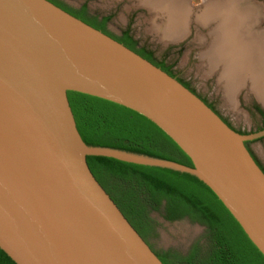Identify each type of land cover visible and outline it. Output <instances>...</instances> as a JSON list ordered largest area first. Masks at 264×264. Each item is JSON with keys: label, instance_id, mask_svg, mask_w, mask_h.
Masks as SVG:
<instances>
[{"label": "water", "instance_id": "water-1", "mask_svg": "<svg viewBox=\"0 0 264 264\" xmlns=\"http://www.w3.org/2000/svg\"><path fill=\"white\" fill-rule=\"evenodd\" d=\"M128 108L192 167L82 140L67 92ZM175 77L48 0H0V249L15 264H162L92 175L88 156L188 173L264 257V164Z\"/></svg>", "mask_w": 264, "mask_h": 264}, {"label": "trees", "instance_id": "trees-1", "mask_svg": "<svg viewBox=\"0 0 264 264\" xmlns=\"http://www.w3.org/2000/svg\"><path fill=\"white\" fill-rule=\"evenodd\" d=\"M48 1L174 77L169 66L156 61L152 52L138 47L128 30L119 35L110 33L109 16L100 18L89 13L86 4L75 8L62 0ZM67 98L86 145L124 150L192 167L189 157L174 141L142 115L79 92L69 91ZM86 161L94 178L146 243L155 235L152 212L168 222L187 219L204 228L202 240L194 242L186 253L151 248L162 264H264V257L239 224L194 175L101 156H88ZM0 264L15 263L0 249Z\"/></svg>", "mask_w": 264, "mask_h": 264}, {"label": "rangeland", "instance_id": "rangeland-1", "mask_svg": "<svg viewBox=\"0 0 264 264\" xmlns=\"http://www.w3.org/2000/svg\"><path fill=\"white\" fill-rule=\"evenodd\" d=\"M62 1L75 8L86 4L89 13L109 16L107 28L114 35L128 30L141 47L151 51L157 60H165L172 71L187 81L196 95L204 98L207 105H212L223 121L237 132L250 134L264 129V97L261 100L252 90L254 77L250 70H243L234 80L230 70L224 73V60L216 61L209 53L212 39L217 37L216 22L212 15L204 21L199 16L207 9H214L211 0H184L187 8L185 17L179 22L177 40L162 36V32L169 31L166 27L168 15L173 14L165 3L155 0ZM219 1L225 3L230 0ZM254 2L261 6L263 11H260L264 14V0ZM260 26L264 27L263 20ZM230 55L233 56L232 53ZM231 80L237 83L233 89L227 85ZM260 85L264 88V83ZM250 144L264 164V137L250 141ZM151 218L156 224V234L149 237L148 242L156 251L172 249L186 253L204 235L203 227L187 219L168 222L155 212L151 213Z\"/></svg>", "mask_w": 264, "mask_h": 264}, {"label": "bare ground", "instance_id": "bare-ground-1", "mask_svg": "<svg viewBox=\"0 0 264 264\" xmlns=\"http://www.w3.org/2000/svg\"><path fill=\"white\" fill-rule=\"evenodd\" d=\"M177 1L186 3L184 0ZM211 3L214 9H207L200 16L202 21H204L207 16L209 18L212 15L216 22L217 37L212 39V48L209 53L212 54V58L216 61L224 60L226 63L223 67L225 69L224 73L230 70L232 77H235L234 80L237 79L243 70H250L254 77V79L252 78L254 82L251 84L253 85L252 90L262 100L264 88H260V84L264 83V27L262 28L260 24L262 20L264 21V14L261 12L263 11L261 6L258 3H253V0L252 2L251 0H230L226 1V4L223 1L211 0ZM215 14H218V16L215 17ZM171 18L179 19L180 17L174 15ZM231 53L233 56L230 55ZM236 84L235 81L231 80L228 81L227 85L233 89Z\"/></svg>", "mask_w": 264, "mask_h": 264}, {"label": "crops", "instance_id": "crops-1", "mask_svg": "<svg viewBox=\"0 0 264 264\" xmlns=\"http://www.w3.org/2000/svg\"><path fill=\"white\" fill-rule=\"evenodd\" d=\"M155 1L158 2V3H165L166 2L165 5H168L170 7L169 9L171 11H173V14H169L168 15L169 23L166 26L167 30H169L171 28L168 31V32H170V31L171 32L170 33H168V32L165 33V31L162 32V36H164V37L165 36H170L173 39L174 37H176V35H178L177 33L179 32V30H178L179 22L182 21L183 18H184V14L186 12L185 8H187V4L186 3H180L177 0L176 1L175 0H163V1L162 0H155ZM178 9H180V10H178ZM174 15L177 16V17H180V18L179 19L178 18L177 19H172L171 17L174 16ZM186 15H187V13H186ZM171 20H172V22H171ZM172 29H173V31H172ZM167 33H168V35H167ZM179 34H180V32H179ZM174 40H177V39L174 38Z\"/></svg>", "mask_w": 264, "mask_h": 264}, {"label": "flooded vegetation", "instance_id": "flooded-vegetation-1", "mask_svg": "<svg viewBox=\"0 0 264 264\" xmlns=\"http://www.w3.org/2000/svg\"><path fill=\"white\" fill-rule=\"evenodd\" d=\"M81 6V5H80ZM79 6V7H80ZM78 8V7H77ZM100 18L101 17H105V15H101V16H99ZM109 23V22H108ZM107 23V24H108ZM108 29V28H107ZM138 47H141L139 44H138ZM151 52V51H150ZM152 56H153V58L156 60V61H158L159 62V60H157L155 57H154V54L152 53ZM160 62H163L164 63V65H166V66H169L170 67V70H171V72H172V75L177 79V80H179L182 84H185L187 87H188V89L189 90H191V91H193L191 88H190V84L187 82V81H184V80H182L178 75H176L173 71H172V67L170 66V65H167V63H166V61L165 60H163V61H160ZM194 92V91H193ZM195 94H196V92H194ZM198 96V95H197ZM201 99L204 101V98H202L201 97ZM205 103L207 102L206 100L204 101ZM211 106V108L213 107L212 105H210ZM215 108L213 107V110H214ZM226 121V120H225ZM230 125V124H229ZM264 137V136H263ZM263 137H261V138H263ZM261 138H259V139H261ZM256 140H258V139H256ZM254 141V140H253ZM245 146H246V148L249 150V152L251 153V155L253 156V158L255 159V157H254V155H253V153H252V151L250 150V141H247V142H245ZM255 161H256V163L259 165V167L263 170V172H264V168L260 165V163L255 159ZM155 213H157V212H155ZM150 218H151V213H150ZM152 219V218H151ZM153 220V219H152ZM155 234H156V224H155ZM147 244L149 245V247L150 248H152L151 246H150V244H149V242H148V240H147ZM152 250H154L153 248H152Z\"/></svg>", "mask_w": 264, "mask_h": 264}]
</instances>
